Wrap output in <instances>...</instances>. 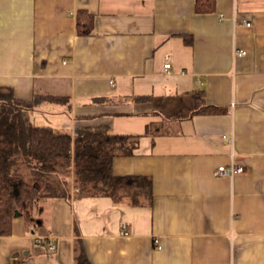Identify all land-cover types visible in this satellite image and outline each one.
I'll return each mask as SVG.
<instances>
[{"label":"crops","instance_id":"0c3cea01","mask_svg":"<svg viewBox=\"0 0 264 264\" xmlns=\"http://www.w3.org/2000/svg\"><path fill=\"white\" fill-rule=\"evenodd\" d=\"M195 5L0 0V86L22 100L66 98L30 118L67 113L72 134L138 137L113 171L152 186L138 205L41 200L36 231L18 215L0 237V264H74L78 240L92 264H264V0H216L204 14ZM80 10L94 17L89 36L76 33ZM200 92L198 108L225 112L192 115ZM232 161L245 171L216 174Z\"/></svg>","mask_w":264,"mask_h":264},{"label":"trees","instance_id":"16d2710c","mask_svg":"<svg viewBox=\"0 0 264 264\" xmlns=\"http://www.w3.org/2000/svg\"><path fill=\"white\" fill-rule=\"evenodd\" d=\"M215 2L196 0V12H213ZM94 27L90 12L76 13L78 36L91 35ZM185 40L190 42L188 37ZM48 100L67 99L35 96L22 100L10 87L0 86V237L12 234L18 215L36 231L41 220L34 209L43 199L109 197L117 204L131 201L135 205L151 199L150 178L117 176L113 171L115 157L132 154L138 137L116 135L103 127L79 128L72 134L33 125L30 113ZM203 105L204 94L197 93L192 115L225 112L214 106L198 108ZM74 264H92L80 240L75 245Z\"/></svg>","mask_w":264,"mask_h":264},{"label":"rangeland","instance_id":"374dc122","mask_svg":"<svg viewBox=\"0 0 264 264\" xmlns=\"http://www.w3.org/2000/svg\"><path fill=\"white\" fill-rule=\"evenodd\" d=\"M64 112H35L32 114L31 122L35 126L52 127L58 132H70L71 121Z\"/></svg>","mask_w":264,"mask_h":264},{"label":"built area","instance_id":"2783aa9c","mask_svg":"<svg viewBox=\"0 0 264 264\" xmlns=\"http://www.w3.org/2000/svg\"><path fill=\"white\" fill-rule=\"evenodd\" d=\"M247 26H251L250 23H247ZM246 54L245 52L239 53V55ZM171 67L170 64L165 65V69H169ZM245 171L244 166L238 165L236 162L232 161L230 165L220 166L216 172L218 176L221 177H233L237 174H241ZM125 227V226H124ZM55 246L50 242V249H54Z\"/></svg>","mask_w":264,"mask_h":264}]
</instances>
